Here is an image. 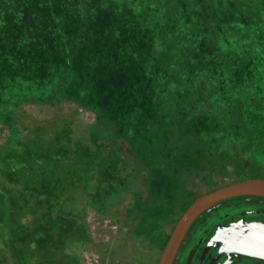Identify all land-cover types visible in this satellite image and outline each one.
I'll return each instance as SVG.
<instances>
[{
  "label": "trees",
  "instance_id": "trees-1",
  "mask_svg": "<svg viewBox=\"0 0 264 264\" xmlns=\"http://www.w3.org/2000/svg\"><path fill=\"white\" fill-rule=\"evenodd\" d=\"M147 1L161 27L140 55L153 94L141 124L97 111L95 125L73 138L68 123L36 122L29 110L60 102L56 92L0 76V121L10 129L0 146V264H33V256L80 264L65 252L90 241L80 197L116 221L124 210L132 225L118 244L98 245L107 261L129 238L128 251L156 239L161 248L176 203L245 180L237 175L248 159L264 164V0ZM22 44L34 46L28 37Z\"/></svg>",
  "mask_w": 264,
  "mask_h": 264
},
{
  "label": "rangeland",
  "instance_id": "rangeland-1",
  "mask_svg": "<svg viewBox=\"0 0 264 264\" xmlns=\"http://www.w3.org/2000/svg\"><path fill=\"white\" fill-rule=\"evenodd\" d=\"M149 3L147 0L141 3L137 0H0V76L4 82L21 78L23 84L35 79V86L40 89L35 92L40 95L45 94L46 87L56 92L62 98L60 102L33 104L29 110L36 122L68 123L73 138L82 139L95 125L97 111L129 127L139 125L150 117L153 96L140 55L145 53L147 45L160 41L153 31L161 26H155L151 20ZM27 37L34 46L22 44ZM9 49L16 52L11 59H7ZM9 134L8 125L0 121V146L9 141ZM262 161L248 159L245 170L237 177L264 178V164L258 163ZM214 166L218 168L217 164ZM200 195L192 193L176 203L165 217L159 235L168 233L169 237L178 218ZM123 202L129 203L125 199ZM74 205L90 241L85 246L72 242L65 252L75 256L80 264H95L93 253L98 264L158 263L168 238L161 248L156 239L157 244L140 243L138 248L128 251L126 246L132 242L129 238L122 242L121 248L115 245L117 252L113 260L104 259L98 245L118 244L132 226L123 223L125 211L119 209V222L114 216L99 215L84 198L80 197ZM30 217L28 214L29 220ZM231 229H216L197 245L199 251L195 257L214 259L235 236ZM135 251L144 254L136 259L132 256ZM31 261L40 264L35 256Z\"/></svg>",
  "mask_w": 264,
  "mask_h": 264
},
{
  "label": "flooded vegetation",
  "instance_id": "flooded-vegetation-1",
  "mask_svg": "<svg viewBox=\"0 0 264 264\" xmlns=\"http://www.w3.org/2000/svg\"><path fill=\"white\" fill-rule=\"evenodd\" d=\"M234 200V201H232ZM232 228L231 233L237 234L245 228L264 229V197L244 196L232 198L202 212L192 223L183 238L172 264H224L220 258L229 243L215 255V258L204 256L197 259L200 242L214 234L219 228ZM196 252V254H195ZM212 259V260H211ZM227 261V260H226ZM225 264H264V257L235 253Z\"/></svg>",
  "mask_w": 264,
  "mask_h": 264
},
{
  "label": "water",
  "instance_id": "water-1",
  "mask_svg": "<svg viewBox=\"0 0 264 264\" xmlns=\"http://www.w3.org/2000/svg\"><path fill=\"white\" fill-rule=\"evenodd\" d=\"M241 196L264 197V178H253L231 183L195 198L175 223L157 264H172L188 229L202 212L218 203ZM235 253L264 257V229L245 228L241 230L231 239L220 260L225 264L234 257Z\"/></svg>",
  "mask_w": 264,
  "mask_h": 264
},
{
  "label": "built area",
  "instance_id": "built-area-1",
  "mask_svg": "<svg viewBox=\"0 0 264 264\" xmlns=\"http://www.w3.org/2000/svg\"><path fill=\"white\" fill-rule=\"evenodd\" d=\"M90 253H91V252H90ZM90 253H89V254H90ZM91 254H92V253H91ZM93 255L95 256V259H94V257H93V260H94L95 264H98V262H97V256H96L94 253L92 254V256H93Z\"/></svg>",
  "mask_w": 264,
  "mask_h": 264
}]
</instances>
